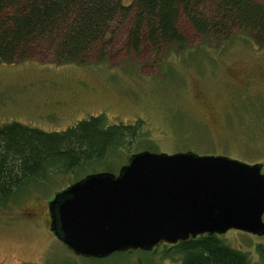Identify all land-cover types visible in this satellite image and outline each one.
Instances as JSON below:
<instances>
[{
	"label": "rangeland",
	"instance_id": "374dc122",
	"mask_svg": "<svg viewBox=\"0 0 264 264\" xmlns=\"http://www.w3.org/2000/svg\"><path fill=\"white\" fill-rule=\"evenodd\" d=\"M129 27L120 19L112 23L106 49L82 64H58L53 53L41 51L0 64V126L16 122L60 133L98 117L106 126L142 123L120 150L115 174L133 154L150 151L223 155L260 163L264 175V48L236 29L216 44L183 13V46L155 48L143 34L135 49ZM79 180L56 175L50 185L32 186L0 205V264H180L161 254L164 244L150 256L134 251L105 259L67 250L51 234L48 203ZM219 238L250 264H264L257 251L264 236L230 230Z\"/></svg>",
	"mask_w": 264,
	"mask_h": 264
},
{
	"label": "trees",
	"instance_id": "16d2710c",
	"mask_svg": "<svg viewBox=\"0 0 264 264\" xmlns=\"http://www.w3.org/2000/svg\"><path fill=\"white\" fill-rule=\"evenodd\" d=\"M181 13L197 33L216 44L229 40L236 29L264 48V5L256 0H0V64L21 61L35 51L53 53L58 64L85 63L96 50L106 49L103 40L118 19L129 23L128 41L135 49L143 34L155 48L183 46ZM141 126H106L103 117L60 133L16 122L0 126V205L32 186L50 185L56 175L79 180L114 173L121 166L120 150ZM257 251L264 260V247ZM154 252L140 251L144 256ZM161 254L180 264H250L245 253L218 235L164 244Z\"/></svg>",
	"mask_w": 264,
	"mask_h": 264
},
{
	"label": "water",
	"instance_id": "95a60500",
	"mask_svg": "<svg viewBox=\"0 0 264 264\" xmlns=\"http://www.w3.org/2000/svg\"><path fill=\"white\" fill-rule=\"evenodd\" d=\"M262 170L223 155L139 152L117 174H89L56 193L50 231L93 259L230 230L264 236Z\"/></svg>",
	"mask_w": 264,
	"mask_h": 264
},
{
	"label": "flooded vegetation",
	"instance_id": "af4514ba",
	"mask_svg": "<svg viewBox=\"0 0 264 264\" xmlns=\"http://www.w3.org/2000/svg\"><path fill=\"white\" fill-rule=\"evenodd\" d=\"M49 218H50V214H49ZM50 225H51V220H50ZM52 234V233H51ZM53 235V234H52ZM54 236V235H53ZM55 237V236H54ZM56 238V237H55ZM57 239V238H56ZM177 245V244H176ZM172 246H175V245H172Z\"/></svg>",
	"mask_w": 264,
	"mask_h": 264
}]
</instances>
